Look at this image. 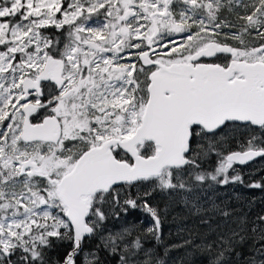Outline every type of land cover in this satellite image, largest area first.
<instances>
[{
	"label": "snow or ice",
	"instance_id": "snow-or-ice-1",
	"mask_svg": "<svg viewBox=\"0 0 264 264\" xmlns=\"http://www.w3.org/2000/svg\"><path fill=\"white\" fill-rule=\"evenodd\" d=\"M225 6L245 10L238 32L217 22ZM253 33L258 46L226 42ZM238 122L264 131V0H0V264H47L52 238L73 240L76 264L124 185L240 180L229 169L264 156L255 137L214 174L190 155Z\"/></svg>",
	"mask_w": 264,
	"mask_h": 264
},
{
	"label": "rangeland",
	"instance_id": "rangeland-1",
	"mask_svg": "<svg viewBox=\"0 0 264 264\" xmlns=\"http://www.w3.org/2000/svg\"><path fill=\"white\" fill-rule=\"evenodd\" d=\"M250 2L251 0H243V3ZM244 12L242 7L233 6L231 10L227 6L221 8V12L217 13V22L223 21L236 26L224 28L223 33L238 32L240 21L237 14L243 15ZM60 31L49 28L44 30V34L59 36ZM219 39L224 40V35L221 34ZM243 39L244 45L231 37L227 40L239 47L255 46L260 41L255 37V33L251 36L245 35ZM253 137L256 138L255 147L264 146V131L259 127L229 124L228 127L216 130L215 135L201 134L191 144L194 151L190 155L201 154L197 157L199 164L209 155H219L222 160L229 152L247 150ZM191 171L189 169V172ZM228 172L230 177L241 175L246 183L252 181L253 185L260 184L262 189L260 191H264V156L247 165L234 164ZM181 179L187 185L184 189L164 190L158 186V182H139L134 186L124 185L120 188L116 201L109 199L104 203L106 218L100 222L91 236L82 241L81 250L75 257L76 264H86V256L93 264H102L103 259L112 260L114 264H122V256L128 260V264H250L253 257L258 264L259 260L264 259L257 251L264 245L262 237L256 240L254 237L248 245L251 247L250 252L247 254L243 252L242 256H239L238 250L233 246L237 244L239 249L242 248L243 243L248 240L247 231L263 232L264 224L260 223L258 229L257 223L255 225L243 223V215L246 214L244 212H241L243 215L234 216L230 220L231 225L223 224L225 222V215L221 212L223 208L213 207L212 204L217 182L211 179L197 182L194 180V173L192 176L184 173ZM145 193L149 195L145 196ZM128 199L135 200L137 207L125 204L124 201ZM145 200L156 211L160 220L159 229L155 234L149 231L154 229L155 219L144 208ZM234 210L238 212L240 208ZM259 210L264 216V207H259ZM248 221L252 222V219ZM164 224L173 226L172 233H169L171 236L169 239L172 240L159 238V230ZM52 239L53 243L54 240H63ZM64 240L69 241V238ZM137 240L140 248L135 247Z\"/></svg>",
	"mask_w": 264,
	"mask_h": 264
},
{
	"label": "trees",
	"instance_id": "trees-1",
	"mask_svg": "<svg viewBox=\"0 0 264 264\" xmlns=\"http://www.w3.org/2000/svg\"><path fill=\"white\" fill-rule=\"evenodd\" d=\"M220 160L221 157L219 155H209L206 160L200 163V168H198L197 171L214 174L215 169L219 166ZM239 177L240 180L230 182L228 184L217 183L218 186L215 190V194L212 195L213 207L223 208V210L221 211L225 215V222L223 224L231 225L230 220L234 216H237L241 214V212H244L246 213L245 216L241 214L243 215V223L245 222L247 225H255L257 223L256 227H258L259 229L260 222L258 221V217H264L259 210V207H264V191H260L262 190L261 187L259 188L251 186V184L254 182L250 181L246 183L243 181L241 175H239ZM218 179H222V177ZM236 208H240V210L236 212V210H234ZM249 219H252V222H249ZM172 229L173 226L169 227L167 224H164L159 230V238L166 241L172 240L169 239L171 238L169 233H172ZM247 232L248 240L243 243L242 248L239 249L237 244L233 245L236 247V250H238L239 256H242V254H244L243 252H246V254L247 252H250L251 247H248V245H250V241H252L254 237H256L254 238V240L260 237H262V239L264 238V235H261L264 234V231L255 232L254 230H248ZM167 234L169 235V237H167ZM238 237V241H240V235ZM102 264L114 263H112V260L106 261L105 259H103Z\"/></svg>",
	"mask_w": 264,
	"mask_h": 264
},
{
	"label": "flooded vegetation",
	"instance_id": "flooded-vegetation-1",
	"mask_svg": "<svg viewBox=\"0 0 264 264\" xmlns=\"http://www.w3.org/2000/svg\"><path fill=\"white\" fill-rule=\"evenodd\" d=\"M220 12H221V10H220ZM226 42L232 46H236V45L230 43L229 40H227ZM260 43H261V41H259L258 44L255 46H258ZM237 47H239V46H237ZM240 47H242V46H240ZM141 79H143V77H141ZM61 230L65 231L66 229H61ZM89 236H91V234L88 236H85L83 238V240ZM52 246L53 247L51 250H47V255H46L47 264H64V258L70 252V250H72V248H73V240L72 239H69V241L64 240V239L58 240V241L54 240V243H52ZM81 246H82V242H81Z\"/></svg>",
	"mask_w": 264,
	"mask_h": 264
},
{
	"label": "water",
	"instance_id": "water-1",
	"mask_svg": "<svg viewBox=\"0 0 264 264\" xmlns=\"http://www.w3.org/2000/svg\"><path fill=\"white\" fill-rule=\"evenodd\" d=\"M239 123V122H238ZM254 127H258V126H254ZM245 151V150H244ZM232 152H240V151H232ZM232 152H229V153H227L224 157H226L228 154H230V153H232ZM259 157H261V156H258V157H254L252 160H250V161H248V162H246L245 164H239V163H236V165H247V164H249V163H251L252 161H254V160H256L257 158H259ZM86 236H88V235H86ZM72 250H70V252H71Z\"/></svg>",
	"mask_w": 264,
	"mask_h": 264
}]
</instances>
